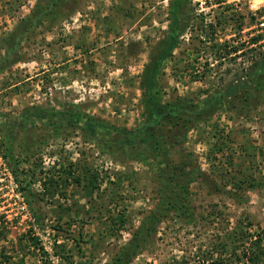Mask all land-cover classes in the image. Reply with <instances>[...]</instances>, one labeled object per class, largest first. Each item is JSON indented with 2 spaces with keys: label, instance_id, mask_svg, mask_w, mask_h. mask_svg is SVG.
<instances>
[{
  "label": "rangeland",
  "instance_id": "obj_1",
  "mask_svg": "<svg viewBox=\"0 0 264 264\" xmlns=\"http://www.w3.org/2000/svg\"><path fill=\"white\" fill-rule=\"evenodd\" d=\"M50 1L0 0V59L17 25ZM173 1L56 0L0 63V264H111L118 254L126 264H264V0H181L161 109L236 90L186 129L163 125L183 206L135 254L124 247L161 191L151 145L86 141L32 118L8 124L34 107L138 129L148 120L140 76Z\"/></svg>",
  "mask_w": 264,
  "mask_h": 264
},
{
  "label": "trees",
  "instance_id": "obj_2",
  "mask_svg": "<svg viewBox=\"0 0 264 264\" xmlns=\"http://www.w3.org/2000/svg\"><path fill=\"white\" fill-rule=\"evenodd\" d=\"M180 2L181 0L173 1L170 8L171 25L165 36L152 49L148 62L144 65L140 76L139 90L148 120L138 129L134 131L118 130L81 111L54 112L52 110H43V108L34 107L28 108L19 117L11 118V122H8L9 126H15V120L25 125L32 118L45 127H57L58 129L64 126L76 129L86 141L107 142L108 138L119 134L122 137L136 136L140 137V139L144 138V142L151 145L152 167L159 172L157 177L160 179L161 191L157 204L143 217L139 228L132 234L130 242L124 247L126 250H131L133 254L138 250L139 244L143 243L154 231L157 223L162 221L168 213L174 212L178 214L183 206H181V201L183 200L184 192H182V187H180L179 183H176L178 176L174 173L177 171L175 169L177 166H174V168L169 166L166 163L168 157L165 154L161 155L164 144L160 132L163 129V125L168 124L173 127L176 126L181 130L186 129L188 126L190 127L189 124L191 122L209 117L215 112L217 105L219 106V101L228 96H234V91L236 90L234 86H229L227 93L221 92L216 98L205 97L202 100V106H199V104H191L189 106L184 104V106L183 103L181 105L179 103L180 106H169L168 109L170 111L165 108L164 110L161 109L157 81L163 62L176 47L182 31L180 24ZM55 4L56 0H51L46 6L37 7L32 15L17 25L10 39L3 42L2 49L4 50V57L0 59V63H5L13 57L15 49L20 44L22 35L26 33V30L37 26L42 16L48 13ZM218 98L220 100H217ZM49 119H53L54 122H50ZM129 143L130 140L123 138L120 147L124 148ZM185 165L184 163L181 164L182 167H185ZM171 170L174 172H171ZM180 173L183 176L185 175L183 170ZM251 259H253L251 260L252 264H255L256 256L251 257ZM126 261L124 255L118 254L114 257L111 264H126Z\"/></svg>",
  "mask_w": 264,
  "mask_h": 264
}]
</instances>
